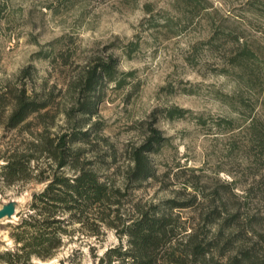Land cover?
Instances as JSON below:
<instances>
[{
	"label": "rangeland",
	"instance_id": "1",
	"mask_svg": "<svg viewBox=\"0 0 264 264\" xmlns=\"http://www.w3.org/2000/svg\"><path fill=\"white\" fill-rule=\"evenodd\" d=\"M198 2L187 9L174 0H0V82H25L36 90L45 84L60 110L64 80L88 60L112 54L121 84L104 86L95 117L102 128L83 146L91 166L122 187V217L134 201L187 200L196 192L197 202L178 211L182 219L202 220L218 195L227 208L255 216L251 227L264 234V204L256 189L245 192L264 163L254 161L245 129L253 117L264 127V0ZM132 41L137 47L128 52ZM243 47L251 59L232 64L235 49ZM173 107L184 114L169 117ZM151 127L165 137L150 154L156 177L126 187L130 150ZM7 140L21 138L0 125V142ZM42 187L35 181L6 184L0 174V209H11L0 217V253L14 248L12 226ZM253 233L247 243L264 252ZM119 242L113 228L97 238L79 231L53 257H33L30 264H100L104 251Z\"/></svg>",
	"mask_w": 264,
	"mask_h": 264
},
{
	"label": "trees",
	"instance_id": "2",
	"mask_svg": "<svg viewBox=\"0 0 264 264\" xmlns=\"http://www.w3.org/2000/svg\"><path fill=\"white\" fill-rule=\"evenodd\" d=\"M174 1H181L187 9L199 3ZM145 7L150 10L149 4ZM136 47V42H130L128 52ZM251 55L245 47L236 48L230 62L247 63ZM119 75L112 54L88 60L64 80V89H59L64 99L60 110L53 108V94L45 90V84L36 90L25 82H0V125L21 138L20 142H0L4 147L0 148L2 180L6 184L43 183L33 192L28 210L12 226L14 248L0 253V259L7 264H30L33 257H53L64 239L79 231L97 238L105 228H113L120 242L104 251L100 264H264V252H259L256 243H247L250 232L264 242V234L251 227L255 216H242L239 206L227 208L222 196L211 198L219 203L198 222L182 219L178 212L197 202L196 192L187 200L134 201L122 217V187L91 166L93 162L85 156L83 146L101 130L102 123L95 117L103 88L108 82L120 85ZM59 111L61 124L57 123ZM184 112V108L173 107L168 116H182ZM223 121L231 123L229 119ZM245 129L254 161L264 160V127L253 117ZM164 140L160 131L151 127L143 141L132 147L124 176L126 187L156 177L150 154L157 152ZM256 175L255 185L245 192L248 195L256 189L264 204V163ZM225 189L231 192L233 182ZM241 219L248 221L244 224Z\"/></svg>",
	"mask_w": 264,
	"mask_h": 264
},
{
	"label": "water",
	"instance_id": "3",
	"mask_svg": "<svg viewBox=\"0 0 264 264\" xmlns=\"http://www.w3.org/2000/svg\"><path fill=\"white\" fill-rule=\"evenodd\" d=\"M11 209L10 208H2L0 209V217L5 213V212H10Z\"/></svg>",
	"mask_w": 264,
	"mask_h": 264
}]
</instances>
